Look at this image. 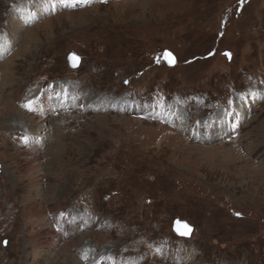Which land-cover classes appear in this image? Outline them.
<instances>
[{"label": "rangeland", "instance_id": "1", "mask_svg": "<svg viewBox=\"0 0 264 264\" xmlns=\"http://www.w3.org/2000/svg\"><path fill=\"white\" fill-rule=\"evenodd\" d=\"M4 96L0 264H264V0H0Z\"/></svg>", "mask_w": 264, "mask_h": 264}, {"label": "bare ground", "instance_id": "2", "mask_svg": "<svg viewBox=\"0 0 264 264\" xmlns=\"http://www.w3.org/2000/svg\"><path fill=\"white\" fill-rule=\"evenodd\" d=\"M13 86V85H12ZM9 88V86H8ZM11 89V88H10ZM6 97H0V104L2 105V107H4L5 109H7V104L6 103ZM3 110V109H2ZM26 112V111H24ZM23 113V112H21ZM21 113H18L17 117L15 118L14 122L17 129H20L22 131V133L24 132L28 139H30V142H28V150L29 151H32V152H35L36 153V150H38L37 148H39V143L37 141H35V139H37L36 137L34 138L33 135H36V133L41 129V127L43 126L44 124V118L43 117H40L39 115L37 114H31V115H28V114H21ZM236 121L237 119H234L233 121H230L231 125L232 126H236ZM229 128V126H228ZM15 129V128H14ZM230 130V128H229ZM39 137H43V136H39ZM32 141H35L34 143H31ZM19 143V142H18Z\"/></svg>", "mask_w": 264, "mask_h": 264}, {"label": "water", "instance_id": "3", "mask_svg": "<svg viewBox=\"0 0 264 264\" xmlns=\"http://www.w3.org/2000/svg\"><path fill=\"white\" fill-rule=\"evenodd\" d=\"M162 59L167 64V66H169V67H173L175 65V58L170 52L164 51L163 54H162ZM170 60H174V63H170L169 62ZM67 61H68V65H69L70 68H76V67H78V65L80 63V59L76 55H74L72 53L68 54ZM74 64L76 65L75 67L73 66ZM177 221L180 222L179 225L177 224ZM184 224L188 225L186 222L180 221V220H177V219L174 220V222H173V231L180 237H187V236L179 235L178 231H177V228H180V230L183 231L184 230L183 229V225ZM189 227L191 228V226H189ZM191 231H192V228H191Z\"/></svg>", "mask_w": 264, "mask_h": 264}, {"label": "snow or ice", "instance_id": "4", "mask_svg": "<svg viewBox=\"0 0 264 264\" xmlns=\"http://www.w3.org/2000/svg\"><path fill=\"white\" fill-rule=\"evenodd\" d=\"M244 2V0H241V3H243ZM170 55V54H169ZM224 55H226V56H228L229 58H230V53H225ZM170 63H174V60H170L169 61ZM74 67L76 66L75 64L73 65ZM237 215H239V213H237ZM177 224L179 225L180 224V222L179 221H177ZM183 231H181L180 230V228H177V231H178V234L179 235H181V236H188V235H190V233H191V228L188 226V225H186V224H184L183 225ZM6 243V242H5Z\"/></svg>", "mask_w": 264, "mask_h": 264}]
</instances>
